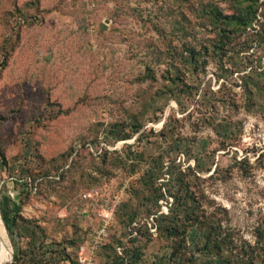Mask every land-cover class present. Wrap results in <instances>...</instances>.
<instances>
[{"label": "rangeland", "instance_id": "374dc122", "mask_svg": "<svg viewBox=\"0 0 264 264\" xmlns=\"http://www.w3.org/2000/svg\"><path fill=\"white\" fill-rule=\"evenodd\" d=\"M241 5L0 0L5 264H81L79 258L108 264L123 249L132 250L134 264H172L154 218L173 199L155 201L157 192L144 186L151 164L171 171V191L189 187L201 218L217 231L264 247V94L248 102L241 87L252 71L264 86V40L257 33L264 0L220 48L214 18L231 19ZM19 172L60 176L43 178L27 193L11 178ZM162 176L159 182L169 174ZM86 190L96 194L84 197ZM17 207L21 223L38 232L34 240L21 238L22 248L31 246L18 258L6 226ZM106 212L107 235L95 247Z\"/></svg>", "mask_w": 264, "mask_h": 264}, {"label": "trees", "instance_id": "16d2710c", "mask_svg": "<svg viewBox=\"0 0 264 264\" xmlns=\"http://www.w3.org/2000/svg\"><path fill=\"white\" fill-rule=\"evenodd\" d=\"M257 2L258 0H241L243 5L238 6V14L231 19L227 17L221 19L220 16H214V18L218 20L216 24H218L219 31L221 32V40L218 41L219 45L217 47L220 48L221 43L223 45V42L230 39L232 33H236L237 29L234 27L235 25L242 24L246 26L251 23L255 17ZM257 33L260 35L261 40H264V18L260 23ZM186 50H189L188 56L190 58L195 56L193 48L186 47ZM195 63H197V61H195ZM241 87L242 94L245 95L248 102L251 101L253 103L258 96L264 94V86L261 84V80L253 75V71L242 77ZM139 127V125H133L134 129L132 130L137 132ZM129 136L130 133H125L122 135V138L125 139ZM102 149L103 150H101L99 154L107 151L106 146ZM161 166L156 167L151 164L142 177L144 178V186L157 192L155 201H157L158 198L165 197L167 194L173 199L167 213L158 214L154 218L156 236L166 241L169 250L168 260L171 261L172 264H264V247L262 245H259L257 241L255 244H251L245 240L235 241L229 233L220 230L217 231L218 225H214L213 222L206 217L201 218L202 215L199 211L200 205L195 201V195L188 186H180L173 191L169 189V185L175 180V177L169 170L163 172ZM16 174V177L12 176L11 178L17 182L23 183L27 193H30L32 187H35V184L39 181L41 182L43 178L45 180H56V178L60 176V173L57 176L55 173L54 175L41 174L40 177L31 179L23 173L19 172ZM168 174L167 180L158 181L159 178L164 179L165 176L163 177L162 175ZM18 208L19 207H17L16 211L9 217V221H6L7 229L13 235L16 246L14 254L16 258L25 252L23 251L24 249L30 250L31 245H28L27 248L21 247V238L26 236L28 240H34L38 233L33 229L35 226L28 230V227L23 225L24 223H21ZM134 218L135 214H132L128 224L131 223ZM41 235H43V233L40 231V236ZM59 252L61 253V251ZM131 252L132 250L126 249H123L121 255L114 252L112 255H109L108 264H134L135 260H130ZM52 253L53 251L51 249V254ZM46 261L48 262L49 259ZM51 264L57 263L53 262Z\"/></svg>", "mask_w": 264, "mask_h": 264}, {"label": "built area", "instance_id": "2783aa9c", "mask_svg": "<svg viewBox=\"0 0 264 264\" xmlns=\"http://www.w3.org/2000/svg\"><path fill=\"white\" fill-rule=\"evenodd\" d=\"M96 194L95 190H86L83 195L84 197H92L93 195ZM111 218V214L110 213H104L103 214V218H102V224L99 227V229L96 231V236L94 239V246L97 247L99 244H101L105 238V236L107 235V228L109 225V221ZM79 262L81 264H92V262L89 259H82L79 258Z\"/></svg>", "mask_w": 264, "mask_h": 264}, {"label": "bare ground", "instance_id": "6f19581e", "mask_svg": "<svg viewBox=\"0 0 264 264\" xmlns=\"http://www.w3.org/2000/svg\"><path fill=\"white\" fill-rule=\"evenodd\" d=\"M2 228L3 225L0 220V264H5L9 254L6 245L7 241H6L5 231L4 228L3 229Z\"/></svg>", "mask_w": 264, "mask_h": 264}]
</instances>
